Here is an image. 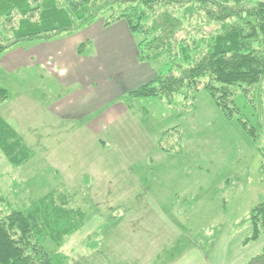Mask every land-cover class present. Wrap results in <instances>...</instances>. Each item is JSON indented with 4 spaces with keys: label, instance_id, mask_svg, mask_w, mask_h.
<instances>
[{
    "label": "rangeland",
    "instance_id": "rangeland-1",
    "mask_svg": "<svg viewBox=\"0 0 264 264\" xmlns=\"http://www.w3.org/2000/svg\"><path fill=\"white\" fill-rule=\"evenodd\" d=\"M248 1L256 5L258 0ZM147 15L139 38L145 53L154 57L167 42L185 43L200 48L193 58L198 61L221 30L220 24H208L204 11L186 14L180 4H159ZM126 27L123 22L107 29L95 24L71 39L74 46L88 45L87 57L110 42L126 49L131 36L137 47ZM40 45L26 42L0 55V88L16 98L0 114L4 108L14 113L13 128H19L32 154L15 168L0 150V213L5 217L69 191L68 209L77 211L73 220L83 227L60 240L42 237L52 264H247L264 252V230L252 240L250 221L252 210L264 202V80L248 95L238 89L234 101L240 113L235 118L217 109L204 90L195 107L192 98L176 96L180 105L173 112L160 102L137 101L150 115L136 118V128L129 127L122 138L121 133L111 135L107 140H113L114 148L103 150L94 144L108 134H73L67 130L70 123L64 126L43 109L51 102L42 94L55 88L51 77L39 79L37 67L12 71L18 62L45 54ZM155 61L151 64L157 72H168L167 58ZM238 118L257 129L255 138ZM175 126L182 131V149L166 153L157 138ZM125 141L130 146L118 148Z\"/></svg>",
    "mask_w": 264,
    "mask_h": 264
},
{
    "label": "trees",
    "instance_id": "trees-1",
    "mask_svg": "<svg viewBox=\"0 0 264 264\" xmlns=\"http://www.w3.org/2000/svg\"><path fill=\"white\" fill-rule=\"evenodd\" d=\"M169 2L184 6L186 14L198 8L204 11L209 25L221 26L207 53H202L198 61L195 56L201 50L193 49L190 44L167 42L160 53L155 52L157 57L153 54L149 57L143 50L139 34L145 33L147 12ZM121 22L136 37L141 62L151 64L158 62L155 61L158 58L169 61L167 73L158 72L157 79L123 97L126 107L142 120L150 112L147 107H138L137 101L160 102L173 112L180 105L176 96H184L183 101L192 98L195 107L201 90L211 96L225 116L235 118L240 113L234 101L238 89L248 95L264 80V0H258L256 5L248 0H0V55L26 42H53L95 24L108 28ZM86 48L87 45H80L78 53L82 55ZM9 99V92L0 88V106ZM238 121L251 138L256 137V128L242 118ZM181 132L178 126L163 132L157 138L160 148L166 153H178L183 145ZM165 139L169 144H163ZM0 150L15 168L32 157L21 138L1 117ZM58 193L52 194L59 195L57 200L47 197L41 205L12 211L5 217L0 211V264H52L42 237L49 234L55 239L71 237L83 227L82 222L77 224L73 220L77 211L69 210L71 193ZM80 215L83 219L84 214ZM250 221L252 240H258L264 230V202L252 210ZM247 264H264V252Z\"/></svg>",
    "mask_w": 264,
    "mask_h": 264
},
{
    "label": "crops",
    "instance_id": "crops-1",
    "mask_svg": "<svg viewBox=\"0 0 264 264\" xmlns=\"http://www.w3.org/2000/svg\"><path fill=\"white\" fill-rule=\"evenodd\" d=\"M126 35H132L129 28ZM72 36L73 34L53 42L42 43L45 54L40 55L39 59L35 58L36 60L18 62L12 71H18L23 65L27 68L37 67L39 79L45 78L48 81L51 77L52 83L55 84L53 93H46L47 96L42 94V99H49L51 102L43 108L47 110L48 116L58 119L63 125L70 123V130L66 129L73 131V134L78 131L105 132L108 135L97 138V145L94 146L103 150L114 148L113 140L107 139L117 133H121L122 138L123 132L129 127L136 128L133 123L138 118L133 111L125 107L123 97L157 79L158 72L150 63L139 60V49L132 36L126 49L118 46L116 42H110L106 43L108 46L105 44L97 47L96 55L89 57L85 56V51L82 55L78 53V46L73 45ZM115 47L117 48L114 49ZM110 52L112 53L109 54ZM14 54L15 52L9 53L11 56ZM14 99L16 98H12ZM7 102L2 104L0 109L5 107ZM13 114L4 108L0 117L19 136V128L17 131L13 128L12 123L16 120ZM21 141L25 146L22 138ZM124 146H130V142L120 143L118 148L122 149ZM119 154L122 155L121 152Z\"/></svg>",
    "mask_w": 264,
    "mask_h": 264
}]
</instances>
